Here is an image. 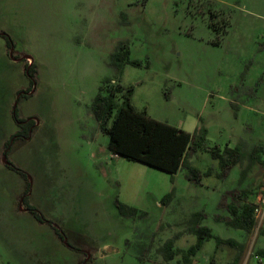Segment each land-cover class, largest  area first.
<instances>
[{
  "label": "rangeland",
  "instance_id": "1",
  "mask_svg": "<svg viewBox=\"0 0 264 264\" xmlns=\"http://www.w3.org/2000/svg\"><path fill=\"white\" fill-rule=\"evenodd\" d=\"M4 31L15 48L8 54L0 39V139L12 89L16 106L24 104V118L33 124L27 137L10 141L5 156L26 177L0 164V264H156L164 261L156 248L198 211L204 214L201 226L217 236L247 238L237 264H264L256 255L264 247V220L247 234L215 219L230 216L231 201L254 203L263 169L254 166L241 183L238 166L222 178L202 175L198 183L181 169L171 180L166 171L109 151L90 110L101 81L112 74L109 54L127 39L130 57L143 66L125 65L120 83L134 86L137 109L186 132L207 129V149L189 153L194 167L218 172L208 149L222 151L240 139L258 144L261 157L264 0H0ZM228 31L245 40L229 50L223 41ZM222 61L236 70L220 66ZM18 127L14 122L13 134ZM171 189L173 198L162 204ZM23 198L46 221H37ZM116 200L138 213L121 216ZM228 250L208 239L194 258L209 264L211 253L216 264H230Z\"/></svg>",
  "mask_w": 264,
  "mask_h": 264
},
{
  "label": "trees",
  "instance_id": "2",
  "mask_svg": "<svg viewBox=\"0 0 264 264\" xmlns=\"http://www.w3.org/2000/svg\"><path fill=\"white\" fill-rule=\"evenodd\" d=\"M208 25L214 31H217L211 21ZM0 37L4 39L7 48L12 47L13 41L10 36L0 32ZM128 64L134 67L143 66L140 60L130 57L129 41L127 39L119 40L108 56L107 66L111 68L112 74L101 81L98 92L93 97L90 105L91 113L97 121L98 128L108 137L107 148L109 151L126 159L139 161L166 171L171 175V180L178 170L183 169L185 178L195 183L199 182L202 175L210 176L212 173L222 178L230 168L235 166L240 168L238 181L241 183L254 166L263 169L260 161L261 147L258 144H250L246 140L240 139L234 147L226 146L222 151L218 147L209 148L208 151L211 157L218 162L219 171L213 172L212 167H208L204 172H200L191 164L189 153L207 149L205 144L207 129L203 125H199L192 132H186L167 122L152 118L144 109H137L132 103L134 86L120 83L124 67ZM144 66L148 67V61L145 62ZM26 70L29 76V87L31 88L35 83L34 64H28ZM13 116L14 120L19 122V130L5 142V156L9 154L10 141L14 142L27 137L33 124L32 120L20 117L17 106L14 107ZM8 167L26 177L24 172L13 164H9ZM173 196L174 189H171L162 197L161 203L165 204ZM23 201L28 211L37 221H46L44 216L27 202V198H23ZM115 203L121 216H134L138 213L136 208L132 206L117 200ZM226 210L230 213L227 219L221 220L219 215H216L215 219L232 228L241 229L247 234L252 232L255 226L253 203L243 202L238 204L231 201L226 205ZM139 214L145 215L144 212ZM203 216V212L198 211L192 213L186 220V230L196 236L195 243L187 250L181 251L173 248L174 241L180 234L168 238L161 246L156 248V252L161 255L166 263L178 253H182L179 263L190 264L191 257L201 248L203 242L210 238L214 239L216 247L225 244L235 248L236 255L230 264L238 263L244 251V243L229 238L222 239L212 234L211 229L207 226L198 225ZM48 222L51 224L50 221ZM54 231L61 237L57 228L54 227ZM256 255L264 257V248H258ZM137 259L140 261L141 257L137 256Z\"/></svg>",
  "mask_w": 264,
  "mask_h": 264
},
{
  "label": "crops",
  "instance_id": "3",
  "mask_svg": "<svg viewBox=\"0 0 264 264\" xmlns=\"http://www.w3.org/2000/svg\"><path fill=\"white\" fill-rule=\"evenodd\" d=\"M3 33H6L5 31L3 32ZM7 34V33H6ZM8 36H10V38L12 37L11 35H9V34H7ZM245 35H243L242 36V38H240V36H238L235 32H230V31H228L227 32V34L224 36V44L225 45H227V47L229 48V50H230V48L232 47V48H235L236 47V42H238V41H241L242 39L243 40H245ZM13 38V37H12ZM0 39H2V41H3V43H4V46H5V48L7 49V47H6V44H5V41H4V39L2 38V37H0ZM215 42H218L217 40L215 41ZM13 48H15L14 47V43H13V45H12V47L11 48H9V52H7L8 54L9 53H11L12 52V50H13ZM262 49L264 50V44L262 45ZM11 61L12 60H7V64L10 66V67H12V69H13V66H11L12 64H11ZM219 65L220 66H222V65H226L227 66V68L230 70V71H235L236 69H235V66L236 65H234L233 64V62H231V61H226V63L225 62H220L219 63ZM24 68V67H23ZM22 70H24V69H22ZM21 70V72L22 73H24L23 71ZM14 71V70H13ZM14 73V72H13ZM23 75V74H22ZM13 93H14V91H13V89H12V91H11V97H10V100H9V103L8 104H6V106H5V112H4V114H3V116H2V118L4 119V122H6L5 123V131L3 132V135L4 136H1V139H0V158H1V162H0V164H9V163H12V162H10L9 161V159L7 160L6 159V157H5V155H4V144H5V142L8 140L7 139V137L10 135V137L9 138H11V136H12V134H13V123L15 122L16 123V125L18 126V122L16 121V120H14V116H13V113H14V107L16 106V102L14 101V97H13ZM24 99V98H23ZM24 105V104H23ZM21 106V105H19V103H18V109H19V112H20V114L22 115V117L24 118V106ZM26 117H27V115H26ZM175 126V125H174ZM177 128H179V129H182V126H180V125H177L176 126ZM197 127V126H196ZM19 128V127H18ZM19 130V129H18ZM183 130V129H182ZM17 132V131H16ZM114 155H117V154H114ZM118 156V155H117ZM4 159H6V163L4 162ZM20 164H23L22 162L20 163ZM6 167V166H5ZM8 167V166H7ZM9 168V167H8ZM192 213H194V212H192ZM192 213H190V215L192 214ZM190 215L187 217V218H185V219H183L182 221H181V225L183 226L182 228V230H178L177 232H178V234H180L176 239H175V241H174V244H173V248L174 249H180L181 251H185V250H187L191 245H193L194 243H195V241H196V236L194 235V234H192V233H190V232H188V231H186V228L184 229V227H186V220L190 217ZM228 217V216H227ZM201 220V219H200ZM199 220V222H198V225H203V223H202V221H200ZM174 224H172V225H176V224H178V222L177 221H175V222H173ZM172 225H169L168 224V228H169V226L170 227H172ZM206 226V225H205ZM207 227L208 228H210L211 229V231H212V234H214L213 233V229L211 228V227H209L208 225H207ZM181 231V232H180ZM186 231V232H185ZM214 235H216V234H214ZM194 236H195V238H194ZM221 238V237H220ZM210 239H213V238H210ZM223 239V238H222ZM228 239V238H227ZM229 239H232V238H229ZM232 240H235V241H237V242H241V243H244V245H245V247H244V251H245V248H246V243H247V238L245 237V236H243V237H240L239 239H232ZM207 241V240H206ZM178 242H181L183 245H185V244H188L187 245V247H182V246H179L178 245ZM204 243H205V241L203 242V244H202V246H201V248L199 249V250H201V249H203V246H204ZM221 245H225V244H221ZM225 246H228V245H225ZM231 248H233L232 246H228V255H229V257H231L232 259H231V261H230V263L232 262V260H233V258H234V256L236 255V251L234 252V253H231L230 252V249ZM262 248H264V247H262ZM218 249V248H217ZM198 250V251H199ZM243 251V252H244ZM197 252V251H196ZM97 253V252H96ZM95 253V254H96ZM213 253H214V251H213ZM196 254V253H195ZM242 255H243V253H242ZM241 255V256H242ZM194 256L195 255H193L192 257H191V263L190 264H199L198 263V261H196L195 260V258H194ZM213 259H214V256H213V254H211V253H209L208 255H206V260L209 262V264H216V260L214 259V261H213ZM240 259H241V257H240ZM173 261H176V263L177 264H180L179 262V259H177L176 258V256L172 259V260H170V261H168V263H166L165 261H161L160 260V258H157V263L156 264H171V263H173ZM227 263V262H226ZM150 264V263H149Z\"/></svg>",
  "mask_w": 264,
  "mask_h": 264
},
{
  "label": "built area",
  "instance_id": "4",
  "mask_svg": "<svg viewBox=\"0 0 264 264\" xmlns=\"http://www.w3.org/2000/svg\"><path fill=\"white\" fill-rule=\"evenodd\" d=\"M260 161L263 165L264 171V152L260 157ZM253 217L256 229H258L264 220V184L261 186L253 203Z\"/></svg>",
  "mask_w": 264,
  "mask_h": 264
},
{
  "label": "flooded vegetation",
  "instance_id": "5",
  "mask_svg": "<svg viewBox=\"0 0 264 264\" xmlns=\"http://www.w3.org/2000/svg\"><path fill=\"white\" fill-rule=\"evenodd\" d=\"M18 125H19V122H18ZM9 164H11V163H9ZM9 164H8V166H9Z\"/></svg>",
  "mask_w": 264,
  "mask_h": 264
},
{
  "label": "water",
  "instance_id": "6",
  "mask_svg": "<svg viewBox=\"0 0 264 264\" xmlns=\"http://www.w3.org/2000/svg\"><path fill=\"white\" fill-rule=\"evenodd\" d=\"M4 162L6 163V159H4Z\"/></svg>",
  "mask_w": 264,
  "mask_h": 264
}]
</instances>
